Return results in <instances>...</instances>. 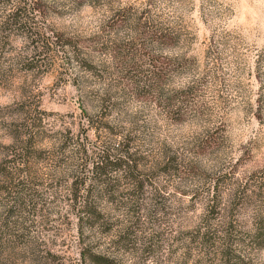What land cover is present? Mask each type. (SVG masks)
Returning <instances> with one entry per match:
<instances>
[{"label":"rangeland","instance_id":"rangeland-1","mask_svg":"<svg viewBox=\"0 0 264 264\" xmlns=\"http://www.w3.org/2000/svg\"><path fill=\"white\" fill-rule=\"evenodd\" d=\"M107 104L118 137L85 134L81 111ZM35 116L39 158L0 178L27 204L10 216L0 190L1 264L43 248L75 258V143L99 150L98 134L132 138L146 183L138 194L135 175L108 174L112 228H85L87 244L121 264H264V0H0L2 165Z\"/></svg>","mask_w":264,"mask_h":264},{"label":"trees","instance_id":"trees-1","mask_svg":"<svg viewBox=\"0 0 264 264\" xmlns=\"http://www.w3.org/2000/svg\"><path fill=\"white\" fill-rule=\"evenodd\" d=\"M55 45L61 47L65 44H61L56 42ZM51 47V46H50ZM109 109V104L105 105L101 112L97 115L90 116L85 112L86 110H82V116L87 120L84 133L86 134L89 130L96 127L97 132H109L111 135L115 133L113 136L118 137V134L115 132L116 129L114 127H110L108 124L104 122L106 119L107 113ZM42 121V117L39 116L33 120V127L31 130H26L25 138L15 137L13 148L15 151L16 161L8 162V165L4 166L0 163V178H6L8 175H12L13 170L21 173L22 168L30 167L33 165V161L37 160L40 156V151L37 149V134L39 125ZM37 124V125H36ZM100 138V144L96 149L94 144H89L88 136H84V140H77L75 144H77V149L75 154L78 155V159L80 160L79 169L80 176L75 177V181L71 185V196H69L68 201L70 204L71 212L77 217V234L78 241L77 243V254H75V258H72L69 255L61 254L54 250H47L43 248V251L39 252L38 261L36 264H121L120 260L109 251L104 252L98 246H94L92 244H87L88 238L84 237V229L92 231L95 229H99L100 231H109L112 226L106 220L105 215L100 208L99 195L102 191L109 188L108 184H106V177L110 173L115 172H127L126 178H131V176H136L134 178V185L132 190L141 193L142 189L145 187V180L139 176V156L136 153L131 152V144L132 138L127 137L124 142L119 143L114 141L112 138H103L100 134H98ZM74 142V137L71 135L63 136L60 141V150L63 153L67 152V148H69ZM96 145L98 144L95 142ZM65 155V154H63ZM10 163L12 168H10ZM168 166V164L166 165ZM77 174V175H79ZM131 175V176H130ZM132 179V178H131ZM89 181V184H88ZM20 184H15L14 190H11V187L6 186L3 183V187L0 190L10 189L13 191V205L10 207L9 214L12 216V213H15V208H22L26 206L25 199L22 197L19 191ZM111 193L115 191L114 187L109 188ZM11 194V192H9ZM111 197V196H110ZM12 211V212H11ZM3 233L0 234V238H3ZM124 238H121L123 241ZM125 243H130L124 239ZM4 242L0 240V264L3 261V253H4ZM69 251V250H68ZM67 251V252H68Z\"/></svg>","mask_w":264,"mask_h":264}]
</instances>
